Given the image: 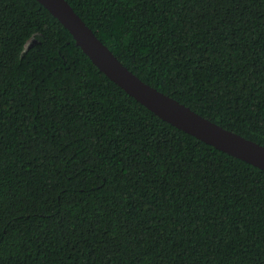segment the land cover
<instances>
[{
    "label": "trees",
    "instance_id": "1",
    "mask_svg": "<svg viewBox=\"0 0 264 264\" xmlns=\"http://www.w3.org/2000/svg\"><path fill=\"white\" fill-rule=\"evenodd\" d=\"M146 84L264 146V0H66ZM0 264H264V171L163 122L36 0H0Z\"/></svg>",
    "mask_w": 264,
    "mask_h": 264
},
{
    "label": "water",
    "instance_id": "2",
    "mask_svg": "<svg viewBox=\"0 0 264 264\" xmlns=\"http://www.w3.org/2000/svg\"><path fill=\"white\" fill-rule=\"evenodd\" d=\"M72 36L76 46L111 82L156 117L228 156L264 171V146L203 118L143 82L95 36L66 0H36Z\"/></svg>",
    "mask_w": 264,
    "mask_h": 264
}]
</instances>
